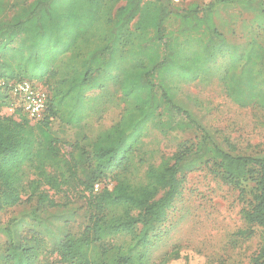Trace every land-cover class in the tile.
I'll use <instances>...</instances> for the list:
<instances>
[{
  "label": "trees",
  "instance_id": "1",
  "mask_svg": "<svg viewBox=\"0 0 264 264\" xmlns=\"http://www.w3.org/2000/svg\"><path fill=\"white\" fill-rule=\"evenodd\" d=\"M235 3L254 7L248 0H215L185 10L170 0H32L0 21V89L11 96V84L37 81L47 96L38 121H30L20 107L17 113L24 116L0 117V212L29 207L0 225L7 238L0 264H147V250L181 196L187 174L210 165L227 183L253 184L242 211L247 229L239 235L251 237L254 227L264 235V158L226 152L175 103L176 85L215 73L239 108L264 111V46L229 45L213 22L218 6ZM170 18L177 29L164 33ZM67 56L79 60L69 70L61 65ZM222 59L226 63L214 70ZM95 73L105 78L91 82ZM109 81L119 94V119L90 133L85 120L90 110L106 104L100 96ZM95 88L102 92L88 96ZM162 116L165 121L156 127L194 130L198 141L180 144L171 164L163 160L142 171L143 139ZM53 119L74 128L73 137L53 131ZM110 178L115 184L109 188ZM75 199L85 201L86 219L75 222V232L48 238L43 232L53 219L68 211L70 218L76 215ZM25 218L41 229L26 228ZM186 256L172 249L159 264ZM252 264H264V240Z\"/></svg>",
  "mask_w": 264,
  "mask_h": 264
},
{
  "label": "rangeland",
  "instance_id": "2",
  "mask_svg": "<svg viewBox=\"0 0 264 264\" xmlns=\"http://www.w3.org/2000/svg\"><path fill=\"white\" fill-rule=\"evenodd\" d=\"M32 0H0V21L10 20L19 8ZM175 8L187 9L193 4L207 5L215 0H170ZM252 1V6H240L235 4L220 5L213 14V22L217 30L223 35L229 45L245 48L249 43L264 46V0ZM119 2L112 10L111 17L116 9L122 5ZM256 4V5H255ZM177 24L170 18L164 25V33L176 31ZM132 38L136 37L133 24L130 26ZM150 36L152 33H145ZM17 43V42H16ZM15 46V44L13 45ZM84 50L81 51V54ZM79 51L73 52L75 56ZM79 60H71L69 56L61 61L65 70H69ZM225 59L218 60L214 68L223 66ZM125 64V63H124ZM240 67L237 70L239 72ZM102 80L105 75L95 73L90 81ZM34 84L43 87L40 82ZM100 97L106 101L105 105L90 110L86 122L90 133H96L112 126L121 113V105H118L119 94L115 93L110 81ZM175 103L187 111L191 117L215 140L216 144L232 155L248 156L252 158H264V111L258 108H239L225 94L218 78L211 75L205 81H194L176 85ZM102 90L97 88L88 93L95 97ZM115 93V94H114ZM111 99L110 104L108 101ZM19 108L16 100L0 89V117H13L18 119L24 116L17 113ZM158 121H165L162 116L149 126L143 139L142 171L148 164H160L163 160L170 164L172 154L178 146L184 142L196 143L199 133L194 130L168 132L159 126ZM51 129L60 136L70 139L75 129L61 127L59 119H53ZM212 165L207 168L195 170L187 174L183 184L181 196H179L168 210L167 219L161 229L157 231L153 244L147 250L146 263L159 264L172 249H178L182 255H187L178 260H170L168 264H252L253 257L262 245L264 235L259 227L252 229L251 237L239 235V232L247 229L242 218L253 184L250 182L239 185L225 182L217 173L210 171ZM142 173L139 174V177ZM141 178V177H140ZM110 178L106 185L110 188L114 185ZM163 194L160 190L156 197ZM240 194V195H239ZM246 196L244 198V195ZM76 215L70 218L62 215L59 219H53L52 225H47L44 234L50 239H56L62 232H75L77 224L86 219V203L84 200L75 199L72 206ZM26 205H18L0 212V225L3 226L11 218H19ZM84 209V210H83ZM69 222L67 226L65 222ZM26 228L37 227L28 218L24 219ZM51 233V235H50ZM7 238L0 229V247L5 244Z\"/></svg>",
  "mask_w": 264,
  "mask_h": 264
},
{
  "label": "built area",
  "instance_id": "3",
  "mask_svg": "<svg viewBox=\"0 0 264 264\" xmlns=\"http://www.w3.org/2000/svg\"><path fill=\"white\" fill-rule=\"evenodd\" d=\"M11 96L16 100L24 115L30 121H38L42 118L47 103L45 91L38 85L24 80L9 86ZM99 185L94 186L97 191Z\"/></svg>",
  "mask_w": 264,
  "mask_h": 264
}]
</instances>
